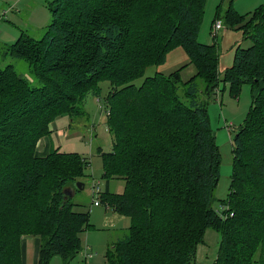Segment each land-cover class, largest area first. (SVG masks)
<instances>
[{
    "label": "trees",
    "instance_id": "trees-1",
    "mask_svg": "<svg viewBox=\"0 0 264 264\" xmlns=\"http://www.w3.org/2000/svg\"><path fill=\"white\" fill-rule=\"evenodd\" d=\"M206 4L55 0L40 39L22 34L5 47L2 56L24 60L29 74L0 67V264H24V237L40 239L38 264L83 252L92 225L73 196L89 162L59 149L41 157L37 147L58 116H81L86 97L99 96L106 81L113 148L98 154L103 177L126 187L123 194L107 188L100 203L131 221L109 246L108 264H198L208 230L221 237L214 264H262L254 257L264 246V2L248 20L232 6L222 16L219 7L214 24L224 18L252 43L237 47L223 74L217 43L198 40ZM178 48L196 70L190 79H182V66L135 85ZM221 83L233 97L251 85L252 105L232 140L231 186L218 212L222 155L209 100Z\"/></svg>",
    "mask_w": 264,
    "mask_h": 264
},
{
    "label": "rangeland",
    "instance_id": "rangeland-1",
    "mask_svg": "<svg viewBox=\"0 0 264 264\" xmlns=\"http://www.w3.org/2000/svg\"><path fill=\"white\" fill-rule=\"evenodd\" d=\"M54 1L0 0V67L14 65L20 75L28 76L29 68L24 60L2 56V52L5 47L14 44L22 34L40 39L51 22L50 7ZM263 2L264 0H207L198 38L199 42L207 45L217 43L222 56L228 55L234 46L249 48L252 43L244 38L243 31L239 26L226 24L227 22L222 18L223 29L218 34L217 39L212 36V27L217 18L219 7L222 16L229 6H232L239 16L248 20ZM4 12H6L5 15H3ZM222 63L224 66L225 57L222 58ZM160 68L161 66L148 68L145 76L135 81V85H142L145 78L161 72ZM187 79L189 76L185 73L183 80L186 81ZM100 88L99 96L91 93L86 97L83 104L84 113L81 116L72 118L68 114L58 116L50 125L51 135L42 139L37 147V152L42 153L46 149L44 141H51L53 149H59L66 153H78L89 162V166L85 168L86 177L80 181L84 184V188L75 195L73 194L74 201L79 204L77 211L91 213L90 224L92 226L82 235L83 252L70 262L55 256L50 264H85L87 253L94 254V257L89 260V264H108L107 250L111 245L110 243L112 241L115 243L124 238L131 224L130 219L124 216H122L124 218L121 221H116L115 217H120V214L114 209L104 204L101 206L92 204L93 186L95 184L99 183L101 186V194L106 192L107 188L112 194H123L126 187L123 179L107 180L103 177V165L98 150L101 148L104 152H110L113 148V136L108 129L106 112V97L111 92L112 86L110 82L106 81L100 84ZM217 91L218 96H212L209 100V116L211 128L216 134V142L222 155L221 176L215 192L214 203L215 210L222 212V203L229 194L233 174L232 140L240 126L244 124L251 108L252 87L248 84L243 85L239 97H233L230 94L229 86L224 83H221L220 88L215 90L216 94ZM76 184L74 185L75 188H77ZM70 191L73 193L75 189ZM212 235L218 236L219 240L221 239L217 232L208 230L204 243L208 245L209 254L206 255L202 264H214L215 257L218 256L219 243L212 241ZM23 239L24 264H38L39 250L37 245L40 243V239L35 237H24ZM254 260L264 264V246L258 249Z\"/></svg>",
    "mask_w": 264,
    "mask_h": 264
},
{
    "label": "crops",
    "instance_id": "crops-1",
    "mask_svg": "<svg viewBox=\"0 0 264 264\" xmlns=\"http://www.w3.org/2000/svg\"><path fill=\"white\" fill-rule=\"evenodd\" d=\"M222 29L220 31H222ZM236 49H237V47L234 46L230 50V53L228 55L227 54L224 55V56L221 55V58H220V72L222 74L224 73V71L227 68H229V67H231L233 65ZM223 57H225L224 66H223V63H222V58ZM188 63H189V59H188V56L186 55L185 51L182 48H178V49H176V50H174V51L169 53L166 63L164 65H162L161 68H160L161 69V73L169 74L167 72H170V71L174 72L177 69H179L180 67L185 66L183 68L182 72H181L182 79H183V75L185 73H187V76H189V79H190L196 73V70H195V68L192 65H187ZM214 135L216 136L215 133H214ZM44 144H45V147H46L45 151L42 152V153L37 152V154L39 156H41V157H44V156L48 155L51 152V150L53 149V145H52L51 141H47L46 140V142L44 141ZM92 204H93V202H92ZM122 218H124V217H122L120 215V217H115V220L116 221H121ZM207 233H208V231H207ZM211 239H212V241L214 243H219L220 244V240H219L218 236L212 235ZM23 240H22V255H23V262H24V258H25L24 251L25 250H24ZM111 243H113V241ZM37 247H38V250H39L40 249V243L37 245ZM89 254L91 255V258L94 257L93 253H89ZM208 254H209V248H208L207 243H204V245L198 246V252H197V262H198V264H202V262L206 258V255H208ZM91 258H89V260ZM216 258H217V255L215 257V260H216Z\"/></svg>",
    "mask_w": 264,
    "mask_h": 264
},
{
    "label": "built area",
    "instance_id": "built-area-1",
    "mask_svg": "<svg viewBox=\"0 0 264 264\" xmlns=\"http://www.w3.org/2000/svg\"><path fill=\"white\" fill-rule=\"evenodd\" d=\"M6 12L3 13V15H5ZM223 28V22L222 21H217L214 25H213V30H212V36L216 37L218 35V32ZM217 96H218V91H217ZM230 130V128H229ZM101 186L99 185V183L95 184L93 186V203L95 206H100V197H101ZM230 216H233V214H230ZM89 258H91L90 254H86V261L85 264H89Z\"/></svg>",
    "mask_w": 264,
    "mask_h": 264
},
{
    "label": "water",
    "instance_id": "water-1",
    "mask_svg": "<svg viewBox=\"0 0 264 264\" xmlns=\"http://www.w3.org/2000/svg\"><path fill=\"white\" fill-rule=\"evenodd\" d=\"M76 187H77V189L80 190V189L84 188V184L81 182H77ZM66 194H67V196H70V197L73 196L72 193H69V192H67Z\"/></svg>",
    "mask_w": 264,
    "mask_h": 264
}]
</instances>
